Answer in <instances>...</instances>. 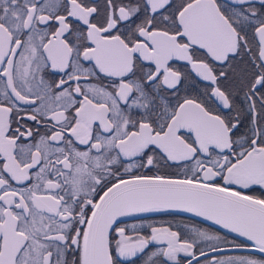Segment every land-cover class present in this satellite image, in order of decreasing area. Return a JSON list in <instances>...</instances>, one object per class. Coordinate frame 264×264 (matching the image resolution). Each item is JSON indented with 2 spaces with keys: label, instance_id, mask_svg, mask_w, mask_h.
<instances>
[{
  "label": "snow or ice",
  "instance_id": "snow-or-ice-1",
  "mask_svg": "<svg viewBox=\"0 0 264 264\" xmlns=\"http://www.w3.org/2000/svg\"><path fill=\"white\" fill-rule=\"evenodd\" d=\"M231 5L0 0V264H136L152 242L166 246L148 264H264V0ZM178 62L208 82L201 96ZM168 209L257 255L121 226Z\"/></svg>",
  "mask_w": 264,
  "mask_h": 264
},
{
  "label": "flooded vegetation",
  "instance_id": "flooded-vegetation-1",
  "mask_svg": "<svg viewBox=\"0 0 264 264\" xmlns=\"http://www.w3.org/2000/svg\"><path fill=\"white\" fill-rule=\"evenodd\" d=\"M95 3L102 8L104 0H95ZM218 3L234 6L231 5V3L228 2L227 0H218ZM249 34L251 36V30H249ZM177 67H179L181 71L185 72L188 76L187 94L197 97L201 96L204 89L208 87V82L200 80V78L196 76L194 70H192L190 66L186 65L185 62H178ZM243 67L244 65L242 64L238 65V68H243ZM92 83L102 87H106L108 85V79L102 76L99 81L93 80ZM223 86L234 87L235 84L234 81H229L225 83ZM237 103H239V101H237ZM211 106L213 108L216 107V105H211ZM245 124H247V117H245ZM24 142L31 143L32 141L28 140ZM18 143H20V141H18ZM2 163H4V160L0 158V164ZM148 171L149 174H152L156 170L150 169ZM159 172L162 175H167L172 177L183 176V170L176 167L165 168L162 166L159 169ZM11 183L13 184L14 187H21L20 185H16L14 181ZM256 194L258 195L259 193ZM133 225H135L136 227L133 228ZM121 226H124L126 229V234L132 236L133 238L137 236L150 237L152 227L168 228L171 231L178 232L181 241L188 240L189 242H191L195 240L197 249L204 248L205 251L209 253V258H213V259L224 258L228 256L257 255V253L255 252L244 251V250H226V251L221 250L218 252L210 251V249L213 246H218L221 249H225V248H234V247L237 248L236 245L248 246L249 244L246 241L236 236L228 234L219 229H215V227L203 221H200L198 219L192 218L188 215H184L181 213L177 214L176 212H163V213H157L143 217H137L133 219L122 220ZM199 232H207L210 235H219L223 237V239L221 241H205L198 236ZM165 246L166 245L162 243L152 242L147 246V248H145L143 253L138 254V256L133 259L136 261V264H148L149 254ZM153 259L157 262V264H160V261L162 260L161 257H155ZM200 259L203 264L205 257H201ZM193 264H195V261H193Z\"/></svg>",
  "mask_w": 264,
  "mask_h": 264
},
{
  "label": "water",
  "instance_id": "water-1",
  "mask_svg": "<svg viewBox=\"0 0 264 264\" xmlns=\"http://www.w3.org/2000/svg\"><path fill=\"white\" fill-rule=\"evenodd\" d=\"M227 1L231 3V0H227ZM163 212H176V213H181V214H184V215H188V216H190L192 218H195V219H198L200 221H203V222H205V223H207V224H209V225H211V226H213V227H215V228H217V229H219L221 231H224V232H226L228 234L236 236V237L246 241L249 244L247 247L225 248V249H222V251H226V250H244V251L254 252L253 250H251V247H250L252 242L251 241H247V239L245 237H241L237 233H232L229 230L222 228L220 225L215 224L213 221L207 220L204 217L196 215L195 213H190V212H186V211H182V210H178V209H168V210H163V211L147 212V213H136V214H133L131 216L122 217L121 221L122 220H127V219H133V218H137V217L148 216V215L157 214V213H163Z\"/></svg>",
  "mask_w": 264,
  "mask_h": 264
},
{
  "label": "trees",
  "instance_id": "trees-1",
  "mask_svg": "<svg viewBox=\"0 0 264 264\" xmlns=\"http://www.w3.org/2000/svg\"><path fill=\"white\" fill-rule=\"evenodd\" d=\"M177 214H179V213H177ZM215 229H217V228H215Z\"/></svg>",
  "mask_w": 264,
  "mask_h": 264
}]
</instances>
